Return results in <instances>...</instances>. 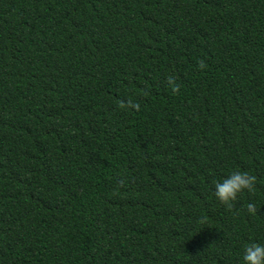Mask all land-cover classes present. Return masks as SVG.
Returning <instances> with one entry per match:
<instances>
[{"label":"trees","instance_id":"1","mask_svg":"<svg viewBox=\"0 0 264 264\" xmlns=\"http://www.w3.org/2000/svg\"><path fill=\"white\" fill-rule=\"evenodd\" d=\"M252 241L264 0H0V264H242Z\"/></svg>","mask_w":264,"mask_h":264},{"label":"clouds","instance_id":"2","mask_svg":"<svg viewBox=\"0 0 264 264\" xmlns=\"http://www.w3.org/2000/svg\"><path fill=\"white\" fill-rule=\"evenodd\" d=\"M168 83L175 90V83L172 77L168 78ZM255 177L246 171H231L220 179L213 182L214 195L217 200L225 206L231 208L238 194L244 190L252 191ZM257 211L256 205L252 202L246 204V212L254 214ZM242 264H264V243L252 241L246 244L241 256Z\"/></svg>","mask_w":264,"mask_h":264}]
</instances>
